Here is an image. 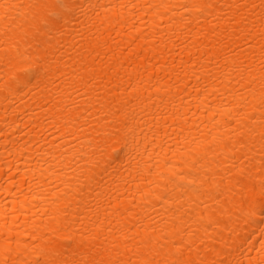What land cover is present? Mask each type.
I'll use <instances>...</instances> for the list:
<instances>
[{
	"label": "bare ground",
	"instance_id": "bare-ground-1",
	"mask_svg": "<svg viewBox=\"0 0 264 264\" xmlns=\"http://www.w3.org/2000/svg\"><path fill=\"white\" fill-rule=\"evenodd\" d=\"M0 264H264V0H0Z\"/></svg>",
	"mask_w": 264,
	"mask_h": 264
}]
</instances>
